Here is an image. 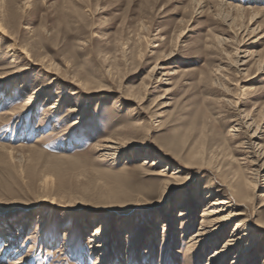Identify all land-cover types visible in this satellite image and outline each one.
I'll list each match as a JSON object with an SVG mask.
<instances>
[{"label": "rangeland", "instance_id": "obj_1", "mask_svg": "<svg viewBox=\"0 0 264 264\" xmlns=\"http://www.w3.org/2000/svg\"><path fill=\"white\" fill-rule=\"evenodd\" d=\"M223 1L259 12L254 38L237 34L247 15L233 30L217 0H0L19 44L56 74L32 65L15 78L27 61L13 64L0 51V78H7L0 86V233L15 229L20 247L3 264L24 256L26 264H96L100 252L89 244L95 228L106 252L99 264H207L225 244L241 219L230 222L206 251H189L211 201L204 200L215 170L183 167L199 152L215 166L228 165L232 155L234 170L253 179L252 170L264 162L254 160L245 145L258 128L256 148L264 147V74H258L264 68V0ZM241 43L253 56L239 74L230 65ZM171 52L165 71L179 74L161 85L162 77L150 71ZM11 83L15 91L8 95ZM42 86L47 88L29 112L27 95ZM59 99L60 110L49 114L46 106ZM70 107L77 112L68 113ZM239 116L253 122L251 131L235 126ZM106 138L118 144L114 159L97 152ZM144 160L162 162L142 167ZM167 163L181 175L173 189L156 175ZM258 175L263 182L264 170ZM255 194L263 217L260 191ZM187 200L193 215L180 225L178 206ZM167 212L168 230L153 232L150 226L169 223ZM136 235L142 236L130 250ZM5 242L0 238V250ZM253 253L261 264L264 241Z\"/></svg>", "mask_w": 264, "mask_h": 264}, {"label": "bare ground", "instance_id": "obj_2", "mask_svg": "<svg viewBox=\"0 0 264 264\" xmlns=\"http://www.w3.org/2000/svg\"><path fill=\"white\" fill-rule=\"evenodd\" d=\"M217 1L220 10L222 11L224 10V12L226 13V15L223 18V21L226 23L228 27L233 28V30L236 29L237 25L242 23L241 20L244 19L245 15H247L248 17L247 26L245 27L242 25L239 26L237 34L243 33L242 35L249 34L250 38L255 37L256 33H258L260 30V26H254L256 24V20L259 19L260 17L259 12H254L251 10L248 11V9L241 4L228 3L227 1H223V0H217ZM12 16H14V14ZM6 19H8L7 15H5L3 9L0 7V40L3 42L4 45L3 47H0V51L2 53L1 55L2 59H11V63L13 64L19 63V59L21 60V58L23 59L21 61H27L26 67L18 70L19 72L17 73L19 74L18 75L16 74V76L14 77L16 78L17 76L22 75V73L29 71L32 65L39 67L40 70L43 73H46L47 75H51V76L56 75L52 72L50 68L43 65L42 60L34 59L31 56V54H29L27 49L19 44L16 36L17 31L11 30V28L8 25L9 19L8 22L6 21ZM13 19H16V17H14ZM259 39L260 37L250 41V43L247 46L250 47L255 46L257 40ZM242 45H244V43L243 44L241 43V45H239V47L234 50V54L232 55L234 59L232 64L230 65L232 68H234L236 73L239 74L245 73L246 70L244 68L248 64V61L253 56L252 52L245 50L243 51V49H241ZM173 57H174L173 52L164 56V58L162 60H159L150 71V76L160 75V77H162L159 79V81L157 79V82L161 83V85H169L172 78L178 76L179 74L178 69H171L165 71L167 65L169 64L168 61H171ZM258 74H264V68L262 70H259ZM4 79L7 78H0V86L6 81ZM52 81H58V77L54 80L52 79ZM14 84L16 85V83ZM14 84L12 83L6 84L7 89L9 91L8 95L13 94V92L15 91ZM83 86L88 90L91 89L90 88L91 83L89 82L83 84ZM19 87H22V85H20ZM46 88H47L46 86L38 87L32 93L27 95V101L25 105L28 106L29 112L34 109L35 98L38 95L40 96L41 94H43ZM168 91L169 90H167L166 92ZM45 94L47 97L45 102L50 101L51 98L50 95L48 93ZM161 99H163V97H161ZM123 100H130V99L126 97L123 98ZM235 103L237 105L241 104L239 101L237 102V100ZM61 106H62L61 99H59L56 101V103L47 105L46 111L49 114H55L60 110ZM75 111L76 110L70 107L68 113H73ZM238 119H240V122L237 123L235 126L244 125V128H247L249 130L251 127H253V122L250 121L248 117L239 116ZM79 121L74 122L73 125H79L80 124ZM259 130L260 129L255 128L254 132L248 135V140L245 143L246 149H248L249 154H252L254 160L255 159L261 160V158L264 157V147L261 148V146H258V148H256V141L259 139L258 137V134L260 132ZM236 131L237 129L233 128V132ZM117 145L118 144L113 140H108V139L105 140L101 146L97 147V152L99 154V157L103 159L105 158L114 159L116 152L119 150L117 148ZM227 160L229 161L228 165L215 166V163L213 162L212 159L204 158V156H202V153L199 152L197 154L190 155L184 166L182 165L184 169H196L198 171H201V169L213 168L215 170V173L212 174L214 178L211 179L209 195L205 197L204 200L205 203H206V198L211 201H208L206 206L204 207L205 213L202 214V221L200 222V227L198 228L197 232L193 234L189 239L188 242L189 251L191 252L193 251V249L199 250L200 252L202 250L206 251L207 244L214 237L219 238L222 235H224L223 234L224 229L230 222L241 219L237 221V223L235 224L231 233L227 237L226 242L223 246L218 247L216 243L213 245L214 247L217 246V248L213 250L211 255H209L207 264L209 263L224 264V261L230 256V253L236 249L239 250L234 256V259L232 260L231 264H258V256H256V254L254 253L251 254V256L249 255L250 252L253 250H255L256 253L258 244L261 241H264V216L261 217L262 215H260L258 209L255 208V205H257L256 194H255L256 191H260L259 196H257V200L259 199V203H261L259 208L264 207V178H263V182L261 183L258 180V176H259L258 174L262 170H264V162L257 167V170H252L253 173L252 172L251 173L253 174L252 176L254 177L253 179H250L247 178L249 174L246 177L245 174L240 172L239 169L234 170L233 165L236 164L238 161L232 155L228 157ZM161 162L162 161L160 160H155V162L149 163L146 160H144L142 162V167L145 165H149V167H157L158 165L161 164ZM251 164L255 165L254 162ZM177 169L178 168L175 169V167H173L171 164H168L164 168L160 169L156 173V175L163 177L166 180L165 186L168 188L171 187L173 189L181 181L179 179L181 175L179 177L177 176V174L180 173V171ZM191 202L192 201L190 200L183 201L178 206L183 208L182 210L179 211V215L177 216V222H180L181 223L180 225L188 224L189 220L192 218L191 217L193 215L191 210L192 207L191 209L188 208V206H191L190 205ZM56 206L66 208V206L64 205H56ZM164 216L167 217L169 223L168 224L164 223L165 225L163 227L162 226L159 227L158 225L150 226L153 232L159 230L166 232L168 230L169 225L171 223L170 221L172 220V215L170 214V212H167L164 214ZM254 218L256 219L253 220ZM14 232L15 229H13L11 232H9L8 229L5 231L1 230L0 238L6 240V242L3 246V249L0 250V264L4 263L5 261L4 259H6L7 255L10 252H13V250H14V255L18 254L20 251V247L18 250V245H17L18 240L14 239L12 235V233ZM101 234L102 231L99 228H95L93 234L89 237V244L91 245V248L93 250H97L98 252H100V256L97 259L96 264H99V262L102 259L104 260L106 256V252L103 249L105 248V245L100 237ZM141 236L142 235L134 236L133 239L130 240V246L128 249L130 250L133 249L135 247V244L138 243V240L140 239ZM249 237H250L249 243L244 244L247 238ZM189 251L188 253H190ZM26 263H28L27 256H24L21 257L19 260L13 262L12 264H26ZM261 264H264V256L261 259Z\"/></svg>", "mask_w": 264, "mask_h": 264}]
</instances>
